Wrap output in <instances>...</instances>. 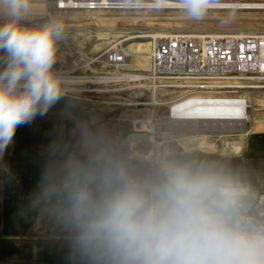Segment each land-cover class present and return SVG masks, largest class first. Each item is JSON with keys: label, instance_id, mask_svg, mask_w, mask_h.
<instances>
[{"label": "clouds", "instance_id": "obj_1", "mask_svg": "<svg viewBox=\"0 0 264 264\" xmlns=\"http://www.w3.org/2000/svg\"><path fill=\"white\" fill-rule=\"evenodd\" d=\"M129 9H178L201 21L224 0H123ZM34 0H0V157L18 127L43 117L66 90L55 71L66 25L28 26ZM47 15V13H45ZM244 149L234 153L242 155ZM30 207L68 235L79 264H264V208L243 174L174 161L152 179L102 151L83 158L50 147Z\"/></svg>", "mask_w": 264, "mask_h": 264}, {"label": "rangeland", "instance_id": "obj_2", "mask_svg": "<svg viewBox=\"0 0 264 264\" xmlns=\"http://www.w3.org/2000/svg\"><path fill=\"white\" fill-rule=\"evenodd\" d=\"M56 1L34 0L36 13L25 21L28 26H35L53 16L66 25L67 38L58 48L56 72L70 68L80 49L94 57L123 36L174 31L264 34V9H236L231 19L225 9H218L201 21H192L176 8L159 12L127 7L60 10ZM124 46L133 56L132 68L145 71L150 38H132ZM137 50L141 54L132 53ZM259 83L264 85V79ZM244 93L251 99L250 115L254 118L244 132L232 126L161 124L150 132L139 128L136 122L152 116L167 118L170 100L181 92H162L158 98L163 103L154 107L149 104L152 97L148 91H65L46 115L17 128L12 143L0 157V264H59V258H75L67 233L30 207L53 143L58 145L60 155L83 158L89 152L102 151L145 179L155 178L165 164L174 161L231 168L241 172L251 184L254 199L264 200V87L244 88ZM128 101L142 104L129 105ZM246 131L250 134L245 135ZM240 149H244L243 154L234 155Z\"/></svg>", "mask_w": 264, "mask_h": 264}, {"label": "built area", "instance_id": "obj_3", "mask_svg": "<svg viewBox=\"0 0 264 264\" xmlns=\"http://www.w3.org/2000/svg\"><path fill=\"white\" fill-rule=\"evenodd\" d=\"M56 7L60 10L97 11L126 8V5L123 1L111 0H57ZM137 37L150 38L149 63L145 71L132 68L133 56L124 46L126 41ZM59 72L84 78L77 84H65L77 88L75 91L79 93L148 91L152 97L149 104L154 107L163 103L158 98L162 92H181L169 103V116L173 120L199 125L219 122L221 118L218 114L185 112L209 105H244L242 116L248 117L251 116L252 102L244 93V88L264 87L259 83L264 79V34L174 31L123 36L110 42L94 57L80 49L71 67ZM128 104L139 106L142 102L128 101ZM183 104L186 106L181 107ZM157 119L152 116L148 120L137 121L136 125L151 132L160 124ZM150 120L152 130L148 129Z\"/></svg>", "mask_w": 264, "mask_h": 264}, {"label": "bare ground", "instance_id": "obj_4", "mask_svg": "<svg viewBox=\"0 0 264 264\" xmlns=\"http://www.w3.org/2000/svg\"><path fill=\"white\" fill-rule=\"evenodd\" d=\"M74 1V0H72ZM226 6H230L232 4H237L239 7L237 9H264V1H224ZM170 8H175V7H170ZM224 9V8H221ZM91 34L90 36H92ZM133 54H141L140 51H132ZM63 77L65 80V84L68 83H74L77 84L78 82H83L84 78L82 79L81 77H76V76H69L68 74H63L62 72L58 73ZM75 91L77 88H70L66 86L65 91ZM186 104L181 105V107H185ZM245 106H228V105H209L205 107H197V108H191L187 109L185 112H196V113H201V114H218L221 120L219 122H211V123H205L202 124V126H206L208 128L211 127H219V126H232L234 128H239L242 132L246 130V125L248 122H251L254 120L253 116H248L244 117L242 116L243 111H244ZM185 110V109H184ZM230 114H237L238 116H230ZM159 123L162 126H189V127H196L199 126L198 123H193V122H188V121H178V120H173L170 116L167 118H161L157 119ZM149 123L152 121H148ZM151 123L148 125V129L152 130ZM153 124V123H152ZM169 128V127H167ZM250 131H246L245 135H249Z\"/></svg>", "mask_w": 264, "mask_h": 264}, {"label": "crops", "instance_id": "obj_5", "mask_svg": "<svg viewBox=\"0 0 264 264\" xmlns=\"http://www.w3.org/2000/svg\"><path fill=\"white\" fill-rule=\"evenodd\" d=\"M254 199L257 209L264 208V200ZM59 264H79L76 258H59Z\"/></svg>", "mask_w": 264, "mask_h": 264}]
</instances>
